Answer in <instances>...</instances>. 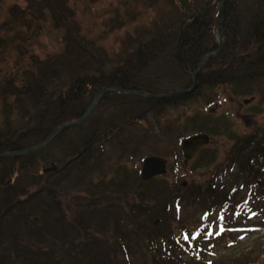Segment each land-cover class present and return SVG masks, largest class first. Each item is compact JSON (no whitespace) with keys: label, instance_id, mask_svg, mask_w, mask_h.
Wrapping results in <instances>:
<instances>
[{"label":"trees","instance_id":"16d2710c","mask_svg":"<svg viewBox=\"0 0 264 264\" xmlns=\"http://www.w3.org/2000/svg\"><path fill=\"white\" fill-rule=\"evenodd\" d=\"M7 1L0 0V154L42 145L56 128L79 120L103 89L158 95L189 89L192 74L218 49L222 21L225 38L219 57L197 76L192 94L163 101L105 95L98 104L109 99L111 115L105 106V118L98 117L87 130L83 127L90 119L73 128L76 136H69L73 129L59 132L41 152L0 160V264H228L213 248L206 249L205 239L217 236L222 244L239 246L232 237L240 235L235 215L247 198L239 188L254 192L251 200L264 205V129L231 139L228 161L215 165L207 188L194 182L176 187L164 177L144 183L123 166L107 179L102 167L111 143L120 147L121 160L134 156L124 143L131 142L128 132L136 133L144 122L158 127L151 128L153 135L167 141L163 137L172 130L161 131L160 118L195 99L201 98L204 107L181 126L177 121L183 138H218L229 131L227 116L210 109L225 95L251 100L248 113H264V0H225L223 12L219 0H136L133 5L135 0H123L126 18L136 4L140 17L142 12L152 19L150 26L134 30L137 37L127 38L128 49L113 59L78 21V3L103 0H23V6ZM158 5L165 9L157 12ZM53 32L60 34L61 49L46 57L36 54L40 38ZM137 104L152 109L141 117L140 111L139 117L118 112ZM55 141L66 142L69 160L42 165L40 175ZM212 163L201 162L194 171ZM52 164L55 170L49 169ZM69 166H74L69 184L85 195L66 207L61 198L70 196L61 195L64 186L57 178ZM172 208L173 228L165 217ZM190 211L202 215L200 233ZM253 228L264 231V225ZM240 248L234 264L242 262L240 257L242 264H264L253 257L257 252L247 253L256 247Z\"/></svg>","mask_w":264,"mask_h":264},{"label":"rangeland","instance_id":"374dc122","mask_svg":"<svg viewBox=\"0 0 264 264\" xmlns=\"http://www.w3.org/2000/svg\"><path fill=\"white\" fill-rule=\"evenodd\" d=\"M19 3L23 4L22 0H8V5L11 3ZM136 2L133 1L132 5ZM122 3L123 0H103L95 5H87L78 3L77 5V15H78V21L83 27L84 34L98 42L110 55V57L113 59L114 57H117L118 54H121L124 49H128L129 45L127 41V38L131 37H137L135 35L134 30L141 27H148L150 26V21L152 19V14L144 15L141 12L142 17L139 16V7H136V4L134 5L132 11L133 14L129 16V18H126L125 12L122 9ZM162 6V4H161ZM158 8H164L160 7L159 5L156 7ZM165 9V8H164ZM117 10L119 12H117ZM159 9L157 10V12ZM161 12V10H160ZM59 32H53V34H47L46 36H42L34 47V52L41 57H46L49 55H52L59 51L61 49V37L59 36ZM213 59V58H212ZM202 65V64H201ZM200 65V67H201ZM203 70V69H202ZM201 70V71H202ZM197 74V76L200 74V72ZM196 73V71L194 72ZM193 73V74H194ZM196 76V77H197ZM178 90V89H174ZM171 92V91H169ZM116 95V94H115ZM203 100L195 99L190 105L187 106H181L178 108H173L171 111H167V113L160 118V125L163 129L166 128V126L171 127V135H165L163 137L167 138V141H161L158 138H156L152 133V126L146 122V124H141V126H138V131L128 132V140L131 141L130 143L125 142V146H129L130 148L135 151L134 156L131 154L127 155L125 160H121L120 155V147L117 146V144L111 143L107 145L106 149V162L104 166L102 167L106 169L107 175L105 177H108L107 179L112 178V174L114 173V169H118L119 167L123 166L125 168V172L129 176H138L140 174V171L142 169L143 160L152 157V156H159L164 159H166L168 163V169L167 173L164 176V180L176 187L182 186L184 184H189L191 182H194L198 184L197 186H204L207 188L209 182H210V175H212L215 165H222L225 164L228 160V155L230 153V150L232 149L233 141L232 138L236 136H244L246 134H250L258 129H264V113L262 114H254V113H248L247 110H245L246 107H248L250 102H244V101H237L236 99H230L228 96H222L221 100L219 101V104L210 108L215 113L216 116L223 118L227 116V122L229 123V131L224 133V135H221L218 138H213L212 144L202 150L196 158H193L190 161H186L181 149V140L183 139V136L180 132L176 130V128L179 129L178 125L181 126L185 120V117L191 116L193 113L197 112L198 110H203L204 104L202 102ZM103 105H97V107L94 109L93 113L90 115L88 120L90 122L86 123L83 128L86 130L90 128L93 123H97L100 121V118H105L102 114V108H106L105 114L111 115L110 110V103H112L109 99H103ZM254 102V101H253ZM149 104H137L135 106H127V108H124V111H118L120 113H124L127 111L126 115L133 116V117H139L138 112L140 111V114L142 111H146L148 109H152L151 106H148ZM153 105V104H151ZM250 108V107H249ZM127 109V110H126ZM95 114V115H94ZM94 115V116H93ZM91 116L93 117L91 119ZM142 114L140 115V117ZM179 121L177 125V121ZM167 123V125H166ZM152 128V129H151ZM158 127H155L153 129L157 131ZM167 130V128H166ZM82 132V131H81ZM79 133L76 129H73L70 131L69 136H76ZM130 134V135H129ZM169 134V133H168ZM178 134H180L178 136ZM67 136V137H69ZM177 137V138H176ZM118 140L120 138L117 137ZM115 142H119V141ZM56 143L49 147V153H46V159H43L44 162H41L40 164V175L41 174V166L46 165L49 166L50 163L53 161H57L60 159L61 162H67L69 158H67V150H66V142L61 143V141H55ZM129 144V145H128ZM65 152V153H64ZM213 163L206 168H203L202 170L195 172L197 166L200 165L201 162L204 163ZM74 166H69L63 175H59L57 178V182H61L64 186V190L61 192V195L63 196H70V198H61V201L63 202V206H69V203L74 204L76 197H82L85 195L84 192H80L78 185L69 184L68 178L72 175H70V172ZM100 174L101 172L98 171ZM64 176H68L67 179ZM93 175H91L92 177ZM103 176V174H102ZM74 178V177H73ZM95 182L97 183L98 175L95 174L93 176ZM64 180V182H62ZM75 180V179H74ZM66 181V182H65ZM211 187V186H210ZM207 190V189H206ZM201 192H205V190H200ZM257 191V190H255ZM238 193L240 195L247 196L245 201L242 203L243 207L239 209L238 214L235 215L237 219L235 227H248V226H257V225H264V205L258 202V199L251 200L253 198V195L255 193L252 191H246L242 188H239ZM250 193H252V196H250ZM248 198H250L248 200ZM69 200V201H68ZM240 200V199H238ZM78 207V206H77ZM78 212L81 208H76ZM170 209V208H169ZM168 214L166 215V219L170 222L172 225V228L174 227L173 220V208L171 211L168 210ZM190 214L193 216V212L190 211ZM242 214V217H241ZM244 214V216H243ZM74 218V216H72ZM193 221L198 219V223L195 226V231L200 233L203 231V227H201V222L203 224L202 215L200 216H193ZM260 219H263V221H260ZM196 222V221H195ZM200 222V223H199ZM170 232V229H168ZM208 237V236H207ZM235 238V241L238 243V247H230L226 244H222L217 236H213L210 238V240L205 239L206 241V249L209 250L213 248L215 250L214 252H218L217 258H223L228 264H234L236 260L235 255H233L236 250L241 246L240 249L244 250L250 247H256V250L247 251L249 254H254V252H257L256 255H253V257L263 258L264 259V231H257L251 234L242 233V235L238 236H232ZM237 245V244H236ZM211 248H210V247ZM259 250L262 251V253H259ZM234 257V258H233ZM249 257V256H246ZM242 262H238V264H242L244 261L242 260V257L239 258ZM250 259V258H249ZM248 259V260H249ZM249 264V263H248Z\"/></svg>","mask_w":264,"mask_h":264},{"label":"water","instance_id":"95a60500","mask_svg":"<svg viewBox=\"0 0 264 264\" xmlns=\"http://www.w3.org/2000/svg\"><path fill=\"white\" fill-rule=\"evenodd\" d=\"M223 3H224V0H220V5H221L222 9H223ZM223 39H224V29H223V23H222V25H221V38H220V45H219L218 51L216 53L208 56L202 62L201 67H199L198 70L196 71V73L193 74V76H192L193 77V85H192V89L190 91H185V90L174 91L168 95L159 96V95H151V94H141V93H137L134 91H127V90H122V89H118V88L105 89V90L101 91L94 98L91 107L89 108V110L85 113V115L79 121H77L75 123L68 124V125H63V126L59 127L58 129H56L55 131H53L51 133V135L48 137V139L46 140V142L42 146H39L36 148H31V149L20 151V152L2 154V155H0V159L8 158V157H21V156H24V155H27L30 153H34V152H38V151L44 149L58 132L65 130V129L72 128V127H76V126L80 125L81 123H83L89 117V115L92 113V111L94 110L98 100L103 95H105L107 93L121 94V95H127V96H133V97H139V98H145V99H151V100H163L172 94L191 92L195 88L196 76L199 73V71H201L203 69L206 61L209 59L215 58L220 54L221 49H222V45H223ZM209 142H210V139L205 135H198V136H195V137H192L190 139L183 141L182 148H183L186 159H188V160L191 159L198 152V150L201 147L209 144ZM165 169H166V163L163 159L154 158V157L148 158L144 162L143 170L141 173V178L145 182L150 181L154 177L163 175L165 173Z\"/></svg>","mask_w":264,"mask_h":264}]
</instances>
